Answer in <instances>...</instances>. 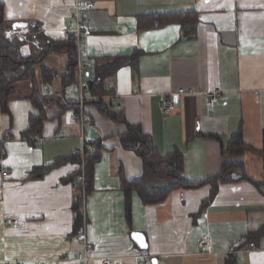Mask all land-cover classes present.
Returning <instances> with one entry per match:
<instances>
[{
    "label": "crops",
    "instance_id": "obj_1",
    "mask_svg": "<svg viewBox=\"0 0 264 264\" xmlns=\"http://www.w3.org/2000/svg\"><path fill=\"white\" fill-rule=\"evenodd\" d=\"M2 1L7 35L20 31L26 36H19L25 44L22 56L44 49L35 36L68 39L65 28L76 0ZM86 1L93 9L87 13L82 43L92 77L100 58L141 55L136 70L123 67L108 80L111 93L103 99L112 102L111 111L140 125L162 155L183 154L190 181L208 180L232 163L242 164L249 178L220 184L213 201L207 183L175 189L161 204L145 205L133 191L129 224L121 177L131 181L144 170L142 159L122 146L126 125L88 104L89 123L83 128L71 120L72 110L62 113L52 104L47 108L52 119L45 121L41 136L28 138L24 134L31 118L39 114L30 100L35 88L31 81L16 83L9 112L0 105V264H79L84 246L75 235L74 207L80 192L72 176L82 167L74 156L98 140L105 150L84 205L89 264L105 259L114 264H264V237L254 244L256 251L245 245L248 234L264 223V0ZM184 12L199 18L194 38H180L179 22L138 27L142 15ZM14 23L27 26L16 29ZM45 64L60 76L68 74L67 55H49ZM61 81H40L41 95L65 92ZM181 89L185 93L172 113H163L161 97ZM215 90L221 97L210 104L206 93ZM86 94L87 100H95L89 89ZM240 130L249 149L239 156L224 155ZM45 166L52 168L43 178L31 177L35 168ZM135 232L145 236L148 250L132 239ZM205 238L212 242V253H200L199 242Z\"/></svg>",
    "mask_w": 264,
    "mask_h": 264
},
{
    "label": "trees",
    "instance_id": "obj_2",
    "mask_svg": "<svg viewBox=\"0 0 264 264\" xmlns=\"http://www.w3.org/2000/svg\"><path fill=\"white\" fill-rule=\"evenodd\" d=\"M5 4L0 0V105L3 112H9V103L14 95V85L20 82L31 81L35 88L30 96L31 102L39 110V114L31 118L30 128L24 134L26 137L41 136L43 126L46 120L52 119L47 115L49 105L57 104L60 111L65 113L68 110H78L76 100H64L63 93L48 96L41 95L39 90V82L42 84H53L61 77L62 88H67L75 78V66L77 62L76 49L71 38L65 41H51L43 35L35 36L39 43L43 46V50L33 51L28 57L21 54V49L25 45L23 41L17 39L10 42L7 39L8 22L4 16ZM179 22L182 26L181 39H191L196 36L199 18L196 13H159L155 15H142L138 19V27L140 29H156L166 25ZM67 55L69 57L68 74L60 76L59 72L51 69L45 64L49 55ZM139 52H134L128 56H113L100 58L94 66V81L89 85V95L95 100L89 101L88 104L94 105L100 114L111 117L113 121L120 122L126 125L128 131L121 136L122 146L125 150L133 151L142 159L144 174L141 177L127 181L125 176L121 177L123 190L126 199L127 222H132V199L131 193L136 191L145 205L161 204L168 199V196L175 189L199 188L203 184H211L212 192L209 201H213L218 192L220 184H231L246 180L249 177L245 173L244 167L239 163L224 165L222 172L217 176L204 180L203 182H194L188 180L184 175V157L178 151L170 155H162L157 151L150 134L143 131L140 125L129 124L124 113L111 111L112 102L103 99L108 96L111 90L108 85V80L123 67L130 66L132 69H137L140 59ZM98 98V99H96ZM264 138V136H263ZM231 141L222 153L226 156L243 155L245 150H248V145L244 142L242 131H238L231 136ZM3 147V146H2ZM3 149V148H2ZM105 150L103 142L98 140L91 145H87L84 149L83 157L74 156V160L82 167L75 171L73 178L78 179L77 186L79 187V196L76 199L74 210L77 218L75 221V235L84 224V201L94 191L95 167L102 159V153ZM1 151H4L1 150ZM264 157V146H263ZM73 160V161H74ZM59 164V163H58ZM52 166L35 168L31 173L32 178H43L46 172ZM84 176V181L81 177ZM152 180H164L169 182L166 186L152 185ZM264 237V223L262 227L251 234H248L246 244H258Z\"/></svg>",
    "mask_w": 264,
    "mask_h": 264
},
{
    "label": "built area",
    "instance_id": "obj_3",
    "mask_svg": "<svg viewBox=\"0 0 264 264\" xmlns=\"http://www.w3.org/2000/svg\"><path fill=\"white\" fill-rule=\"evenodd\" d=\"M93 9V4L89 3L86 0H76L73 19L70 24L65 28L66 34L68 38L72 40V43L75 45L76 49V57L77 62L75 66V78L71 82V84L65 89L63 94L64 100L71 99L69 94L75 97V100L78 103V110H72L71 120L78 122L83 128L87 127L89 120L86 116V108L88 106V97L87 90L89 89V85L94 81V77H92L89 73V69L91 68V62L89 60V52L83 48V40H84V23L87 19V13ZM19 29V28H17ZM19 36L25 40L26 36L20 34V31H15L13 35H7V39L10 42L19 39ZM185 93V90L181 89L178 92L172 93L169 96L161 97V111L165 114L172 113V110L175 106L180 102L181 96ZM49 94H54L52 89L49 88ZM220 90H215L214 92H207L206 96L210 104H213L217 99L221 96ZM73 98V97H72ZM84 149L81 151H77L76 155L83 157ZM82 181H84V176L81 177ZM77 240L83 244L84 251L79 255V264H89L91 262V257L89 255L91 251V243L88 240V229L86 223V216L84 217V224L82 228L77 233ZM251 250H258L256 245H251ZM199 250L200 253H212L213 245L211 240L208 238L202 239L199 242ZM103 264H114L113 261L105 259Z\"/></svg>",
    "mask_w": 264,
    "mask_h": 264
},
{
    "label": "water",
    "instance_id": "obj_4",
    "mask_svg": "<svg viewBox=\"0 0 264 264\" xmlns=\"http://www.w3.org/2000/svg\"><path fill=\"white\" fill-rule=\"evenodd\" d=\"M27 25L24 23H14L13 27L14 28H23L26 27ZM132 239L137 243L140 249L142 250H148V242L146 241L145 236L142 233L135 232L132 235Z\"/></svg>",
    "mask_w": 264,
    "mask_h": 264
},
{
    "label": "rangeland",
    "instance_id": "obj_5",
    "mask_svg": "<svg viewBox=\"0 0 264 264\" xmlns=\"http://www.w3.org/2000/svg\"><path fill=\"white\" fill-rule=\"evenodd\" d=\"M71 97H72V94H71ZM85 202H86V200L84 201V205H85ZM83 215H84V217L86 216L85 215V208L83 209ZM77 236V235H76Z\"/></svg>",
    "mask_w": 264,
    "mask_h": 264
}]
</instances>
